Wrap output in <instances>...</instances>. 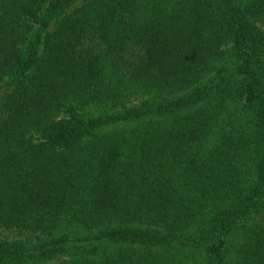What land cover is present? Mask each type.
<instances>
[{
  "label": "trees",
  "instance_id": "16d2710c",
  "mask_svg": "<svg viewBox=\"0 0 264 264\" xmlns=\"http://www.w3.org/2000/svg\"><path fill=\"white\" fill-rule=\"evenodd\" d=\"M0 264H264V0H0Z\"/></svg>",
  "mask_w": 264,
  "mask_h": 264
},
{
  "label": "rangeland",
  "instance_id": "374dc122",
  "mask_svg": "<svg viewBox=\"0 0 264 264\" xmlns=\"http://www.w3.org/2000/svg\"><path fill=\"white\" fill-rule=\"evenodd\" d=\"M3 236L8 238H17V237H27L29 236V234L28 233L20 234L18 231L14 229H5L3 230Z\"/></svg>",
  "mask_w": 264,
  "mask_h": 264
}]
</instances>
